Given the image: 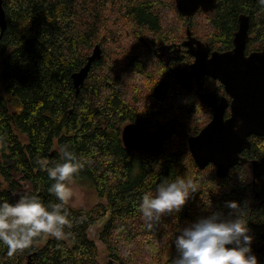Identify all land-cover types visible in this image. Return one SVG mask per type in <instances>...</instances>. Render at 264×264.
Returning a JSON list of instances; mask_svg holds the SVG:
<instances>
[{
	"label": "trees",
	"instance_id": "obj_1",
	"mask_svg": "<svg viewBox=\"0 0 264 264\" xmlns=\"http://www.w3.org/2000/svg\"><path fill=\"white\" fill-rule=\"evenodd\" d=\"M2 7L0 197L14 202L13 193L30 191L46 203L55 201L47 191L52 181L35 161L47 158L50 167L59 160L60 146L68 145L84 162L71 182L89 185L100 202L89 209L67 205L71 226L62 239L41 233L11 256L0 244V264H100L87 230L103 218L99 240L105 264H170L179 228L212 210L227 215L225 202L232 200L248 202L243 218L252 245L264 243V135L251 137L241 154L259 164L254 186L245 165L225 178L216 177L211 165L199 170L187 140L212 116L199 94L219 98L223 87L204 76L191 77L190 56L166 61L157 54L181 46L187 26L212 51L231 50L240 15L249 21L245 52L261 51L260 0H216L213 12L198 11L189 20L173 0H2ZM95 46L100 58L76 95L72 75ZM180 76H189L191 86ZM126 123L159 136L144 151L132 152L121 141ZM178 176L197 184L186 202L188 216L165 215L162 227L148 229L139 209L142 195L162 179ZM209 199L212 208L205 210ZM165 254L170 259L164 261ZM256 256L264 264V254Z\"/></svg>",
	"mask_w": 264,
	"mask_h": 264
},
{
	"label": "clouds",
	"instance_id": "obj_2",
	"mask_svg": "<svg viewBox=\"0 0 264 264\" xmlns=\"http://www.w3.org/2000/svg\"><path fill=\"white\" fill-rule=\"evenodd\" d=\"M260 4L264 6V0ZM59 153V160L50 167L47 158L37 157L35 161L47 171L52 181L47 191L55 201L46 203L30 191L13 193L17 197L14 202L0 197V244L7 247L9 256L30 246L41 233L62 239L65 227L71 226L67 208L73 194L70 183L84 162L68 145H61ZM196 191L197 184L190 178L162 179L154 191L141 197L139 209L145 226L162 227V217L179 213ZM247 203L226 201L225 207L231 210L227 215L222 210H212L180 227L174 235L176 255L170 264H258L252 249L254 236L243 218ZM204 205L205 210L211 209V200Z\"/></svg>",
	"mask_w": 264,
	"mask_h": 264
},
{
	"label": "water",
	"instance_id": "obj_3",
	"mask_svg": "<svg viewBox=\"0 0 264 264\" xmlns=\"http://www.w3.org/2000/svg\"><path fill=\"white\" fill-rule=\"evenodd\" d=\"M177 12L190 19L196 12H213L216 0H173ZM248 18L238 17V29L233 37L231 50L211 51L210 47L191 36L189 27L182 46L193 57L189 68L191 76H204L218 81L224 96L217 98L213 93L199 94L201 102L212 110L209 122L194 136L187 140L189 154L199 170L209 165L215 169L218 178H225L229 171L237 166L252 168L251 185H255L256 161H248L241 154L251 146V137L264 135V49L245 54L248 40ZM5 28V15L0 0V30ZM101 51L95 46L86 64L72 75L76 95L79 87L88 75L91 64L99 59ZM190 87V77L180 76ZM226 110L229 115L225 117ZM240 122L237 125V122ZM236 126V130L233 128ZM159 136L157 131L139 128L134 124L126 125L122 130L121 141L124 148L142 152L149 148ZM188 206L180 211V218L187 217ZM256 254L264 251V244L256 242L252 245Z\"/></svg>",
	"mask_w": 264,
	"mask_h": 264
},
{
	"label": "rangeland",
	"instance_id": "obj_4",
	"mask_svg": "<svg viewBox=\"0 0 264 264\" xmlns=\"http://www.w3.org/2000/svg\"><path fill=\"white\" fill-rule=\"evenodd\" d=\"M248 173H251V171L248 170ZM70 187L73 193L68 203L70 207L75 208V209H89L95 204H97L98 202H100L96 198L94 192L90 189L89 185H87L86 183L78 184V183L71 182ZM103 222H104V218L100 219L97 224L93 225L87 230L88 239L94 243L97 249L98 260L100 264H105L107 261L105 248L103 244L101 243V241L99 240V233L103 226ZM169 256L170 255L165 254V256L163 257V260L166 261L167 259H170Z\"/></svg>",
	"mask_w": 264,
	"mask_h": 264
},
{
	"label": "flooded vegetation",
	"instance_id": "obj_5",
	"mask_svg": "<svg viewBox=\"0 0 264 264\" xmlns=\"http://www.w3.org/2000/svg\"><path fill=\"white\" fill-rule=\"evenodd\" d=\"M212 51V50H211ZM249 53H251V52H249ZM249 53H246L245 52V54L246 55H248ZM158 54V56H160L162 59H165L166 61H168V60H170V59H180V58H182L183 56H190L188 53H187V51H186V48L185 47H183L182 46V44H181V46L179 45H177L176 46V48H172V49H169V47H166V48H162V49H160L159 50V53H157ZM191 57V63L193 62V57L192 56H190ZM190 63V64H191ZM190 64H189V66H190ZM190 69V68H189ZM191 72V71H190ZM191 76V75H190ZM192 77V76H191ZM185 82V81H184ZM220 84V83H219ZM211 110V109H210ZM229 112V110H226V112ZM211 112H212V110H211ZM225 112V113H226ZM229 115V114H228ZM225 117H227L226 115H225ZM128 124H131V123H126V124H124V126H123V128L126 126V125H128ZM123 128H122V130H123ZM122 130H121V136H122ZM149 131H155V130H149ZM154 142V141H153ZM152 142V143H153ZM131 151V150H130ZM132 152H135V151H132ZM135 153H139V152H135ZM241 157H242V155H241ZM210 166V165H209ZM212 166V165H211ZM213 167V166H212ZM249 168V167H248ZM250 169V171H251V175H252V168H249ZM215 170V169H214ZM260 243H262V242H260ZM264 244V243H263ZM259 254H264V251L262 252V253H259Z\"/></svg>",
	"mask_w": 264,
	"mask_h": 264
}]
</instances>
